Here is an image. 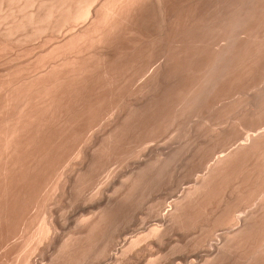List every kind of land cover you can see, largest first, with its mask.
I'll use <instances>...</instances> for the list:
<instances>
[{
  "label": "rangeland",
  "instance_id": "obj_1",
  "mask_svg": "<svg viewBox=\"0 0 264 264\" xmlns=\"http://www.w3.org/2000/svg\"><path fill=\"white\" fill-rule=\"evenodd\" d=\"M84 1L0 0V264H264V0Z\"/></svg>",
  "mask_w": 264,
  "mask_h": 264
},
{
  "label": "bare ground",
  "instance_id": "obj_2",
  "mask_svg": "<svg viewBox=\"0 0 264 264\" xmlns=\"http://www.w3.org/2000/svg\"><path fill=\"white\" fill-rule=\"evenodd\" d=\"M37 1H38V0H37ZM48 1H49V0H48ZM50 1H51V0H50ZM56 1H57V0H56ZM65 1H66V0H65ZM77 1L80 2L81 0H80V1L77 0ZM82 1H83V0H82ZM86 1H87V0H85L84 2L86 3ZM88 1H90V3L93 2V4H94V1H93V0H88ZM88 1H87V3H89ZM91 1H92V2H91ZM97 1H98V0H97ZM110 1H111V0H110ZM122 1L124 2V4H125V2H127V1H125V0H122ZM137 1H139V0H130L128 5H130V4L133 5V3L135 4ZM140 1H141V0H140ZM143 1H144V0H143ZM143 1H141L140 4L142 5V3H143L144 7H146V6H145V2L148 1V0H146L145 2H143ZM151 1H152V0H151ZM151 1H150V4L152 3ZM45 2H46V1H45ZM62 2H63V1H62ZM84 2H82V3H83V5L86 6V4H84ZM95 2H96V0H95ZM103 2H104V1H103ZM108 2H109V0H108ZM130 2H133V3H130ZM148 2H149V1H148ZM148 2H147V3H148ZM163 2L166 3V0H164ZM163 2L160 1V4H164ZM68 3H69V1H68ZM71 3H72V2H71ZM76 3H77V2H76ZM90 3H89V4H90ZM41 4H42V3H41ZM66 4H67V3H66ZM73 4H74V2H73ZM89 4H88V6H89ZM95 4H96V3H95ZM100 4H101V3H100ZM107 4H109V3H107ZM112 4H113V1H112ZM115 4L117 5L118 3H115ZM121 4H122V3H121ZM137 4H139V3L137 2ZM154 4H155V2L153 3V5H154ZM157 4H158V3H157ZM157 4H156V5H157ZM50 5H51V4H50ZM69 5H70V4H69ZM77 5H79V4L77 3ZM83 5H82V6H83ZM91 5H92V4H91ZM110 5H111V4H110ZM141 5H140V6H141ZM143 5L141 6L142 8H143ZM146 5H148V4H146ZM158 5H159V4H158ZM158 5H157V6H158ZM65 6H66V5H65ZM79 6H80V5H79ZM79 6H78V7H79ZM82 6H81V7H82ZM85 6H84V7H85ZM94 6H95V5H93V7H94ZM112 6H114V5H112ZM112 6H110V7L108 8L109 11H107L108 13L106 12L107 14H109V12L112 11V10L110 9V8H113ZM135 6H137V5H135ZM140 6L138 5V9H139ZM151 6H152V4H151ZM154 6H155V5H154ZM161 6H162V5H161ZM67 7H68V6H67ZM67 7H66V8H67ZM72 7H74V6H72ZM72 7H70V8H72ZM84 7H83V9H84ZM86 7H87V6H86ZM91 7H92V6H91ZM91 7H90V9H91ZM141 7H140V10H138L137 12H139V11L141 12V9H142ZM148 7H149V6H148ZM155 7H156V6H155ZM159 7H160V6H159ZM165 7H166V6H165V4H164V8H165ZM43 8H44V7H43ZM57 8H58V7H57ZM94 8H95V7H94ZM115 8H116V6H115ZM117 8H119V7L117 6ZM120 8H122V7H120ZM124 8H125V7H124ZM146 8H147V7H146ZM146 8H145V9H146ZM150 8H151V7H150ZM160 8H163V7H160ZM61 9H62V8H61ZM87 9H88V8H87ZM92 9H93V8H92ZM92 9H91V10H92ZM106 9H107V7H106ZM136 9H137V8H135V12H136ZM29 10H30V9H29ZM65 10H66V9H65ZM67 10H68V9H67ZM69 10H70V9H69ZM79 10H80V11L75 12V13H79V12H80L79 14H76V15L74 14V15H75V17H74L75 20H74V21H78V19H80V18L87 17V14H89V17H90V14L92 13V11H91V13H87L86 9H85L84 11L81 12L82 8H80ZM117 10H118V9H116L115 12H118V11H119V10H118V11H117ZM122 10H123V9H122ZM142 10L144 11V9H142ZM152 10H153V9H152ZM160 10H161V9H160ZM162 10H163V9H162ZM162 10H161V11H162ZM46 11H47V10H46ZM56 11H58V10H56ZM89 11H90V10H89ZM89 11H88V12H89ZM93 11H95V9H93ZM101 11H102V10H101ZM133 11H134V10H133ZM158 11H159V10H158ZM40 12H41V11H40ZM50 12H51V11H50ZM58 12H59V11H58ZM66 12H67V11H66ZM69 12H70V14H71V11H69ZM69 12L67 13L68 15H69ZM97 12H98V11H97ZM115 12H114V9H113V11H112L111 13H114V15H115V14H117V13H115ZM126 12H127V11H126ZM162 12H164V11H162ZM36 13H37V12H36ZM56 13H57V12H56ZM95 13H96V12H95ZM128 13H129V11H128ZM128 13H127V14H128ZM143 13H144V12H143ZM149 13H150V12H149ZM151 13H154V12H151ZM62 14H63V13H62ZM65 14H66V13H65ZM93 14H94V13H93ZM96 14H97V13H96ZM118 14H119V12H118ZM121 14H122V13H121ZM121 14H119V15H121ZM139 14H140V13H139ZM158 14H159V13H158ZM164 14H165V13H164ZM247 14H248V13H247ZM58 15H59V14H58ZM71 15H72V14H71ZM74 15L70 16L71 19L73 18ZM114 15H112V18H113ZM135 15H136V14H135ZM135 15H134V16H135ZM146 15H147V14H145V16H146ZM151 15H152V14H151ZM160 15H161V14H159V17H160ZM32 16H33V15H32ZM55 16H56V15H55ZM61 16H62V15H61ZM61 16H60V18H61ZM109 16H111V15H109ZM115 16H116V15H115ZM139 16H141V15H139ZM153 16H154V15H153ZM206 16H207V15H206ZM49 17H50V16H49ZM53 17H54V16H53ZM65 17H66V16H65ZM67 17H68V16H67ZM70 17H69V18H70ZM89 17H88V18H89ZM91 17H92V15H91ZM91 17H90L89 19H91V21H93L94 19H92ZM97 17H98V16L95 15V18H96V19H97ZM137 17H138V13H137ZM22 18H23V17H22ZM63 18H64V17H63ZM88 18H87V19L84 18V19H86V21H87ZM93 18H94V17H93ZM104 18H105V17H104ZM112 18H111V20H112ZM141 18L144 19V17H142V16H141ZM154 18H155V17H154ZM204 18H205V17H204ZM226 18H227V17H226ZM9 19H10V18H9ZM31 19H32V18H31ZM41 19H42V18H41ZM67 19H68V18H67ZM71 19H70V21H71ZM84 19H81V20L84 21ZM114 19H115V18H114ZM157 19H158V18H157ZM161 19H164V17L161 18ZM32 20H33V19H32ZM72 20H73V19H72ZM105 20H106V19H105ZM109 20H110V19H109ZM109 20H107L106 22L108 23ZM139 20H140V17H139ZM148 20H149V19H148ZM165 20H166V19H165ZM239 20H240V19H239ZM16 21H17V20H16ZM34 21H35V20H34ZM65 21H66V20H65ZM70 21H69V19H68V23H69ZM135 21H136V20H135ZM141 21H142V20H141ZM146 21H147V19H146ZM146 21H145V22H146ZM5 22H6V21H5ZM58 22H59V21H58ZM147 22H148V21H147ZM155 22H156V21H155ZM159 22H160L159 24H161V21H159ZM162 22H165V21H162ZM55 23H57V22H55ZM70 23H71V22H70ZM110 23H113V21H112V22L110 21ZM2 24H4V23H2ZM13 24H14V23H13ZM34 24H35V23H34ZM46 24H47V23H46ZM66 24H67V23H66ZM75 24H76V23H75ZM108 24H109V23H108ZM143 24H144V23H143ZM147 24H148V23H147ZM155 24H156V23H154V25H155ZM185 24H186V23H185ZM18 25H19V24H18ZM20 25H21V24H20ZM35 25H36V24H35ZM44 25H45V24H44ZM69 25H70V24H69ZM86 25H87V24H86ZM135 25H136V24H135ZM149 25H150V24H149ZM156 25H158V24H156ZM42 26H43V24H42ZM47 26H48V25H47ZM82 26H83V25H82ZM106 26H107V25H106ZM109 26H110V25H109ZM111 26L113 27L112 24H111ZM111 26H110V27H111ZM141 26H142V25H141ZM152 26H153V25H151L150 28H152ZM162 26H163V25H162ZM64 27H65V26H64ZM154 27H155V26H154ZM154 27H153V29H154ZM11 28H12V27H11ZM38 28H39V27H38ZM41 28H42V27H41ZM41 28H40V29H41ZM92 28H93V27H92ZM113 28H114V27H113ZM144 28H146V27H144ZM27 29H28V28H27ZM138 29H139V28H138ZM232 29H233V28H232ZM41 30H42V29H41ZM64 30H65V29H64ZM4 32H5V31H4ZM106 32H107V31H106ZM233 32H234V31H233ZM0 33H2V32H0ZM16 33H17V32H16ZM59 33H60V32H59ZM80 33H81V32H80ZM6 34H7V33H6ZM92 34H93V33H92ZM41 35H42V34H41ZM44 35H45V34H44ZM73 35H74V34H73ZM8 36H9V35H8ZM15 36H16V35H15ZM17 36H18V35H17ZM66 36H67V35H66ZM102 36H103V35H102ZM4 38H5V37H4ZM45 39H46V38H45ZM20 40H21V39H20ZM91 40H92V39H91ZM258 40H259V39H258ZM27 41H28V40H27ZM22 42H23V41H22ZM25 42H26V41H25ZM78 43H79V42H78ZM23 44H24V43H23ZM59 44H60V43H59ZM249 51H250V50H249ZM49 52H50V51H49ZM43 54H44V53H43ZM101 54H102V53H101ZM67 57H68V56H67ZM15 59H16V58H15ZM63 62H65V61H63ZM114 63H115V62H114ZM30 64H31V63H30ZM53 68H54V67H53ZM96 68H97V67H96ZM153 83H154V82H153ZM19 85H20V84H19ZM11 99H12V98H11ZM22 112H24V111H22ZM41 112H42V111H41ZM18 130H19V129H18ZM14 132H15V131H13V133H14ZM260 132H261V131H259L257 135L254 133V134H253L254 136L252 137V139H250V140H248V141H251V140L254 141L255 139H258L257 141H259V140L263 139V137H264V132H261V133H260ZM15 133H16V132H15ZM15 133H14V134H15ZM14 134H13V136H15ZM17 134H18V133H17ZM13 136H12V138H13ZM261 137H262V138H261ZM76 139H77V138H76ZM247 139H249V137H248ZM10 141H12V139H10ZM248 141H247V142H248ZM253 141H252V142H253ZM257 141H255L254 143L256 144ZM263 141H264V139L262 140V142H263ZM14 142H15V141H14ZM242 142H243V140H242ZM8 144H9V143H8ZM10 144H11V143H10ZM10 144H9L8 146H12L14 143L11 144V145H10ZM239 144H240V143H238V145H239ZM242 144H243V143H242ZM242 144H241V145H242ZM250 144H251V142H250ZM255 144H254V145H255ZM241 145H240V146H241ZM247 145H249V142L246 143V145H244L243 147H245V146H247ZM240 146H238V147H239V148H243L242 146H241V147H240ZM250 146H251V145H249V147H250ZM255 147H256V146H255ZM234 148H235V147H234ZM251 148H252V147H251ZM258 148H259V147H258ZM237 149H238L237 147H236V149H234V150L232 149V150H233L232 152H230V153H228V154H226V155H224V156H222L223 153L220 154L221 157H219V158L216 160V162H215V165H216V166L213 164V167H212L213 172L215 171L216 173H218V170L216 171V169L218 168V165H220L219 168H218V169H220L222 163L224 164L226 161H228L227 158L229 157V155H230V157H231V155H232L231 153L234 154L235 151H239V149H238V150H237ZM244 149H246V148H244ZM252 149H253V148H252ZM240 150H241V149H240ZM253 150H254V149H253ZM211 152H212V151H211ZM262 152H263V151H262ZM226 153H227V152H226ZM235 154H236V153H235ZM235 154H234V155H235ZM237 154H238V153H237ZM255 155H256V154H255ZM233 158H234V156H233ZM228 159H229V158H228ZM230 159H231V158H230ZM232 160H233V159H232ZM257 161H258V160H257ZM2 162H3V161H2ZM228 163H229V162H228ZM226 164H227V162H226ZM227 165H228V164H227ZM214 168H216V169H214ZM221 168H222V167H221ZM47 170H48V169H47ZM209 170H211V168H210ZM211 172H212V171H211ZM213 172H212V174H213ZM205 174H207V176H206V175H204V176L207 177V179H208V177H209L208 174H209V173L206 172ZM245 174H246V173H245ZM210 175H211V174H210ZM216 175H217V174H216ZM212 176H213V175H212ZM55 177H56V176H55ZM202 179H203V177H202ZM203 180H204V181H203ZM203 180H202V184H201V185H200V184H197L198 182L196 183L197 185L195 184V185L197 186V189H198V188L201 189V187H203V188L206 187L205 184H206L207 182H206L205 179H203ZM210 180H211V177H210V179H208V181H210ZM205 182H206V183H205ZM199 183H200V182H199ZM215 183H216V182H215ZM209 184H210V183H209ZM199 185H200V186H199ZM204 185H205V186H204ZM194 187H195V186H194ZM209 187H210V186H209ZM195 188H196V187H195ZM248 188H249V187H248ZM58 189H59V188H58ZM200 189H198V190H200ZM54 190H55V189H54ZM194 190H195V189H194ZM194 190H192V191H194ZM198 190H197V191H198ZM189 191H190V190H189ZM189 191H188V193H190ZM192 191H191V192H192ZM195 191H196V190H195ZM202 191H204V190H202ZM200 192H201V190H200ZM206 192H207V191H206ZM196 193H197V192H196ZM198 193H199V192H198ZM191 194H192V193H190V195H191ZM186 195H187V197H189V194H186V193L183 194V197L185 196L184 198H186ZM198 195H199V194H198ZM196 197H197V196H196ZM263 197H264V196H263ZM184 198H183V200H185ZM95 199H96V198H95ZM181 199H182V198H181ZM181 199H179L180 201L177 200V202H178V201H179V202H183V200L181 201ZM189 199H192V198L189 197ZM189 199L186 198V200H189ZM259 199H260V198H259ZM196 201H197V200H196ZM260 201H261V200H260ZM177 202H176V203H177ZM184 202H185V201H184ZM31 203H32V202H31ZM178 204H179V203H178ZM178 204H176L177 207H178V208H179V207L181 208V206H182L181 203H180L181 206L178 205ZM182 204L184 205V203H182ZM186 204H187V203H185V205H186ZM190 204H191V202H190ZM190 204H189V205H190ZM219 204H220V203H219ZM174 205H175V204H173L172 206H174ZM176 205H175V207H176ZM185 205H184V208H186ZM189 205H188V206H189ZM172 206H171V207H172ZM177 207H176L177 212H172V213H176V214L178 215V213H182L181 210H182L183 208H182V209H178ZM182 207H183V206H182ZM173 208H174V207H173ZM171 209H172V208H171ZM174 209H175V208H174ZM174 209H173V210H174ZM178 210H180L181 212H178ZM184 210H185V209H184ZM184 210H183V211H184ZM175 211H176V210H175ZM170 212H171V211H170ZM167 214H168V213H167ZM170 214H171V213H170ZM182 214H183V213H182ZM241 214H242V213H241ZM171 215H174V214H171ZM254 215H255V214H254ZM175 216H176V215H175ZM177 217H180V216H177ZM239 217H240V216H239ZM45 218H46V217H45ZM164 218H165V217H164ZM104 219H105V218H104ZM232 219H234V218H232ZM239 219H240V218H239ZM200 220H201V219H200ZM230 220H231V219H230ZM44 221H45V220H44ZM167 221H168V220H167ZM179 221H180V220H179ZM251 221H252V220H251ZM6 222H7V221H6ZM230 222H231V221H230ZM253 224H254V223H253ZM168 225H169V224H168ZM251 225H252V224H251ZM33 226H34V225H33ZM241 226H242V225H241ZM244 227H245V226H244ZM183 228H184V227H183ZM237 228H239V227L237 226ZM251 228H252V227H251ZM49 229H50V228H49ZM156 229H157V228H156ZM233 229H234V228H233ZM42 230H43V229H42ZM152 230H153V229H152ZM235 230H236V228H235ZM240 230H242L241 227H240V229H238L237 232L239 233ZM153 232H154V231H153ZM153 232H152V233H153ZM156 232H157V231H156ZM213 232H214V231H213ZM233 232H234V231H233ZM237 232H236V233H237ZM91 233H92V232H91ZM236 233H234V235H235ZM126 234H127V233H126ZM150 234H151V232H150ZM30 235H31V234H30ZM148 235H149V234H148ZM212 235H213V234H212ZM216 235H217V234H216ZM231 235H232V234H231ZM122 236H123V234H122ZM122 236H121V237H122ZM126 236H127V235H126ZM126 236H125V237H126ZM128 236H129V235H128ZM235 237H236V235H235ZM127 238H128V237H127ZM127 238H124V239H125V240H124V243H122V246H120L121 248L116 249V247H115V249H116V251L114 250L115 252L113 251V253H109L110 248L108 249L107 247H106V248H107V251H106V249H105V252H101V254H102V253L104 254V256L100 254V255L102 256L101 258L104 259V262H103L104 264H105V257H106V256L108 257V255H109V257H110L111 259H114V260H116V261L118 260L117 262H120V263H121V259L126 255V251L131 250V249H132V245H134V243H135V241H136L135 239H134V240H135V241H134L133 239L129 240L130 238H128V239H127ZM72 239H73V238H72ZM76 239H77V238H76ZM136 239H137V238H136ZM139 239H140V238H139ZM245 239H246V238H245ZM210 240H211V239H210ZM219 240H220V239H219ZM227 240H228V239H227ZM234 240H235V239H234ZM113 241H114V240H113ZM137 241H138V239H137ZM214 241H215V240H214ZM217 241H218V240H217ZM114 242H115V241H114ZM116 242H117V241H116ZM225 242H227L226 239H225ZM213 243H215V242H213ZM220 243H221V244H220ZM223 243H224V242H220V241H219L218 244L216 245L217 248L219 249V252L221 251L222 247L225 248L226 244H230V242H229V243L227 242V243H224L225 245H222ZM38 244H39V243H38ZM109 244H110V243H109ZM111 244H112V243H111ZM116 244H117V243H116ZM233 244H234V243H233ZM68 246H69V245H68ZM81 246H82V245H81ZM136 246H137V245H136ZM136 246H134V248H135ZM227 246H228V245H227ZM229 246H230V245H229ZM130 247H131V248H130ZM139 247H140V246H139ZM209 247H210V246H209ZM214 247H215V246H214ZM112 248H113V247H112ZM129 248H130V249H129ZM134 248H133V249H134ZM217 248H216V249H217ZM224 248H223V249H224ZM113 249H114V248H113ZM195 249H196V248H195ZM214 249H215V248H214ZM223 249H222V250H223ZM225 249H226V248H225ZM66 250H67V249H66ZM102 250H103V249H102ZM209 250H210V249H209ZM103 251H104V250H103ZM188 251H189V250H188ZM213 251H214V250H213ZM216 251H217V250H216ZM219 252L217 251V255L219 254ZM221 252H222V251H221ZM247 252H248V251H247ZM127 253H128V252H127ZM212 253H213V252H212ZM124 254H125V255H124ZM130 254H131V253H130ZM222 254H223V253H222ZM222 254H220V255H222ZM120 255H121L122 257H121ZM123 255H124V256H123ZM202 255H203V254H202ZM202 255H201V256H202ZM119 256H120L121 258H119ZM223 256H224V255H223ZM101 258H100V260H101ZM187 258H188V257H187ZM204 258H205V257H204ZM106 259H107V258H106ZM119 259H120V260H119ZM190 259H191V258H190ZM190 259H188L189 261L187 260L188 263L190 262L189 264H193L194 262H192V259H191V260H190ZM107 260H108V259H107ZM114 260H113V261H114ZM194 260H195V259H194ZM194 260H193V261H194ZM205 260H207V259H205ZM210 260H211V258L209 259V261H210ZM214 260H215V259H214ZM116 261H115V262H116ZM123 261H124V260H123ZM187 261H185V262H187ZM212 261H213V260H212ZM95 262H97V261H95ZM111 262H112V261H111ZM111 262H110V263H111ZM203 262H204V261H203ZM250 262H251V261H250ZM103 263H101V264H103ZM188 263H187V264H188ZM199 263H200V262H199ZM205 263L207 264L206 261H205ZM92 264H94V263H92ZM97 264H98V263H97ZM116 264H117V263H116ZM118 264H119V263H118ZM158 264H159V263H158ZM176 264H183V263H181V262L178 261V263H176Z\"/></svg>",
  "mask_w": 264,
  "mask_h": 264
}]
</instances>
